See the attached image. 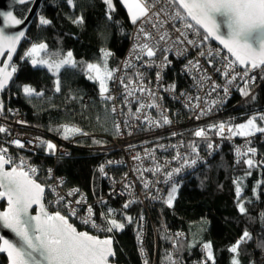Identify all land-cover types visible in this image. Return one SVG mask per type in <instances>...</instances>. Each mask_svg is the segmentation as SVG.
Masks as SVG:
<instances>
[{"label": "trees", "instance_id": "16d2710c", "mask_svg": "<svg viewBox=\"0 0 264 264\" xmlns=\"http://www.w3.org/2000/svg\"><path fill=\"white\" fill-rule=\"evenodd\" d=\"M113 2L115 11L108 19L107 6L102 0H75V8L70 7L66 0H42L13 58L11 64L16 71L9 88L2 93V99L7 106L22 113L28 125L51 135L64 138L63 125L81 130L67 138L74 139L75 143L68 156L59 155L55 159L43 149L27 155L38 165V182L46 185V166L55 163L56 173L64 178V187H78L90 200L99 199L94 212L103 227L107 225L100 218V213L114 209L111 218L125 227L112 233L98 234L100 238L111 236L113 240L115 256L110 261L114 264H143L138 254L142 228L140 208L135 205L123 209L118 200L108 196L106 182L99 171V164L107 153L106 150H94L105 145L115 134V125L110 102L100 95L97 82L88 78L87 65L100 62L104 50L111 53L107 56V67L112 70L128 45L133 25L121 1ZM30 5L15 7V14L24 18ZM81 15L84 17L83 24L72 22ZM41 16L50 20L51 24L41 25ZM185 20L191 23L188 18ZM32 43L47 45L40 56L50 62L63 59L71 51L77 66H65L59 73L50 71L46 66H33L23 56ZM57 80L59 91L56 90ZM26 85L41 95L25 94L23 89ZM249 87V96L241 95L238 90L226 107L214 116V120L234 126L264 113V84ZM257 122L261 124L259 120ZM251 148L256 149L254 155L244 156L233 163L232 145L223 142L206 164L174 184L178 186V191L172 207L165 203V195L157 207L149 208L152 223L145 229V245L151 258L157 247L155 264H173L169 260L170 241L176 231L185 234L175 243L182 264H202L206 256L203 245L207 242L212 244L215 264H232L237 254L229 249L245 230L253 238L240 245V264H264V247L258 246L264 241V226L260 223L261 213H264L263 134H255ZM249 158L257 166L249 168L244 163ZM248 172L251 175H247ZM234 180H240L243 189L240 197L248 210L247 215L238 210ZM0 206L4 208V203ZM127 217L132 218L131 222L127 221ZM163 225L169 232L162 228ZM75 227L78 231L82 230L79 226ZM0 264H8L6 253L0 252Z\"/></svg>", "mask_w": 264, "mask_h": 264}, {"label": "built area", "instance_id": "2783aa9c", "mask_svg": "<svg viewBox=\"0 0 264 264\" xmlns=\"http://www.w3.org/2000/svg\"><path fill=\"white\" fill-rule=\"evenodd\" d=\"M152 11L158 12L159 16L149 15L133 23L128 45L112 69V79L108 80V95L113 97L109 102L115 134L109 137L105 145L94 148V150H106L107 153L100 162L99 169L101 165L104 166L106 175L101 174L106 182L108 196L118 200L123 209H129L135 205L140 208L142 228L139 233L138 254L143 264L156 263L157 247L155 246V254L151 258L145 245V229L152 223L149 208L157 207L163 201L171 185L180 182L206 164L223 142L232 145V161L237 163L244 156H238L236 149L246 151V147H251L255 139V135L245 138L232 136L227 131L225 136L221 137L215 130H209L210 125L220 123L214 120V116L226 107L239 88L244 86V81L239 78L231 84L228 83V79L235 75L234 71L229 70L227 78L224 76V66L227 63L225 58L231 60L232 56L211 40L204 41L203 33L186 29L184 24L189 22L185 19H173L176 7L172 4V0H154ZM141 28L157 38L167 33V40L155 44L154 57L149 58L141 54L136 47L141 43L149 42L145 40L140 31ZM177 29L186 35L181 36ZM187 40H193L194 43L188 44ZM154 43L150 42V46ZM137 56L140 58L137 59ZM189 61H192L191 65ZM197 61H199V67H195ZM235 70L243 72L238 65L235 66ZM260 76H264V73H260ZM130 81H132L131 84ZM262 84L264 79L258 76L255 83L250 86ZM124 85L129 87L125 88ZM140 85L150 90L155 96L153 97L149 92H140L138 90ZM217 85L219 87L213 91ZM225 87L228 89L227 93L224 92ZM130 91L132 95H128ZM0 103L3 105V110L0 111V127L7 129L6 132H0V147L7 148L8 154L17 163L20 158H23L27 164L38 170L39 177L38 165L27 156L28 154L37 153L43 149L44 153L52 154L56 159L59 155L68 156L71 153V147L75 145L74 139L51 135L30 126L25 122L22 113L7 106L2 98ZM153 103L158 106L148 107ZM113 107L116 109L115 112L112 111ZM202 110L203 115L200 114ZM165 115L171 123L163 124L162 116ZM197 116L199 119L196 118ZM261 124L264 126V122ZM198 129L207 130V136L196 137L194 133ZM14 140H20L24 147L19 148L10 143ZM42 141L53 143L56 146L55 151H50L47 144ZM209 144L212 148L208 147ZM137 156L139 159H134ZM185 159L189 161L197 159V164L193 167L184 166L179 174H174L171 180L165 182L167 172L182 167ZM108 161L112 163L109 164ZM157 167L159 171L156 170ZM45 176L46 185L55 188V192H49L47 189L45 191V204L48 211L60 210L62 215H69L64 204H48V201L57 199L58 193L64 197L65 202L71 201L76 208L77 216L70 217L69 222L79 226L81 231H88L98 236L100 231L82 224L81 218L87 216L88 206H92L94 210L99 199L90 200L78 187H64V178L56 173L55 163L46 166ZM145 183L148 184L147 188L144 187ZM75 189H79V192L69 196L68 193ZM82 197L83 203L76 205L75 202ZM126 203L129 204L128 208L123 207ZM95 219L103 227L96 216ZM162 228L168 231L164 225ZM178 233L181 235L178 236ZM184 235L183 231H176L171 235V260L174 264H182L175 250V243Z\"/></svg>", "mask_w": 264, "mask_h": 264}, {"label": "snow or ice", "instance_id": "6c2138e0", "mask_svg": "<svg viewBox=\"0 0 264 264\" xmlns=\"http://www.w3.org/2000/svg\"><path fill=\"white\" fill-rule=\"evenodd\" d=\"M20 4L30 2V0H18ZM67 4L75 8V0H66ZM107 6V17L111 19L112 12L115 11V4L113 0H102ZM122 3L127 7L130 14L132 23H136L141 18H147L149 15L159 16L158 12H153L154 0H122ZM175 5L176 11L173 19L190 18L195 24L185 23L186 29H192L198 32L195 26H199L204 30L203 40L208 41L213 39L219 41L227 52L231 54L234 59L227 60L224 66V76L227 78L229 70L235 72L228 83L231 84L237 78L244 81V87L239 91L243 96L251 94L250 85L254 84L260 73H264V0H172ZM183 10V11H181ZM0 16L6 20H10L14 25H21L24 23L23 19L16 18L11 12H4L0 10ZM41 25L51 24V21L41 16L39 18ZM75 24H83L84 17L81 15L72 21ZM146 41L136 47L139 48L140 53L151 58L156 55L154 51L155 44L159 41L168 39L167 33L155 37L150 32H145L143 28L140 29ZM176 31L180 32L179 29ZM25 33L20 31L17 35H7L4 30L0 28V55L5 54L7 47V59L11 60L12 53L15 52V45L19 42ZM181 36H185L184 32H180ZM179 39V37L177 38ZM150 42H155L150 46ZM188 44H193V40H187ZM47 49L44 43L33 44L32 47L25 53V56L33 57V65L42 64L47 65L50 71L59 73L65 66L75 68L77 62L73 59V53L68 51L66 56L59 61L49 62L44 59H36L41 52ZM104 57L111 55V53L104 51ZM203 55V53H201ZM140 56H137L139 59ZM167 60V58H165ZM192 64V61H189ZM243 66V72L235 70V66ZM8 65L0 68V90H2L11 78L12 74L16 71L15 67L11 71H7ZM195 67H199V61L195 63ZM87 70L89 73L95 72V76L89 75V79L97 80L99 82V89L101 96L105 99L111 100L107 81L112 79L113 71L107 67L106 59L103 61V68L99 64H88ZM257 70H259L257 72ZM219 71V69H218ZM256 73V74H253ZM123 83V81H121ZM132 81H130V84ZM128 88L129 85H124ZM174 87V86H173ZM219 87L218 85L213 88ZM57 91H59V81L57 80ZM140 92H149L153 97L154 93L145 88L143 85L138 87ZM24 93L31 96L41 95L35 89L24 86ZM227 93V87L224 88ZM130 91L128 95H132ZM255 97H253L254 99ZM199 99V97H197ZM155 103L149 104L148 107H157ZM143 107V105L141 106ZM199 107V105H196ZM3 110V105L0 103V111ZM115 112V107L112 108ZM204 114L203 110L200 113ZM199 119V116L196 117ZM147 119V117L145 118ZM264 122V113H259L247 119L245 123L237 124L235 126L220 122L218 125H210L209 130H215L216 134L224 137L225 133H230L232 136L249 137L256 133L264 134V126L258 124L257 121ZM163 124H169L171 121L168 117L162 116ZM158 123V122H157ZM63 135L67 139L70 135L80 133L81 130L75 126L63 125ZM119 128V125H117ZM7 129L0 127V132H6ZM175 135V134H174ZM196 137H206L207 130L198 129L195 131ZM10 143L15 144L19 148L24 145L20 140H14ZM47 144L50 151H55L56 146L51 142L42 141ZM248 142L246 141V144ZM212 148V145H208ZM256 149L246 147V151H241L240 148L236 149L238 156L254 155ZM139 159V157H134ZM111 164V161H108ZM249 168L255 167L256 162L249 158L244 161ZM264 163V162H261ZM197 164V159L184 160L182 167L175 168L167 172L165 182L172 179L174 174H179L184 166L193 167ZM9 166V167H6ZM159 171V167L156 169ZM37 169L27 164L23 158L19 159L17 163L12 156L8 154V149L0 147V200L6 201V207L0 210V227L9 230L15 239L5 238L0 235V252L6 253L9 264H110V258L115 256V251L112 248L113 240L111 236L101 239L97 235H92L88 231H78L77 228L69 222L70 217L77 216L76 208L72 205L71 201L65 202L64 197L57 193L55 201H48V204L55 203L56 205L64 204L65 209L69 215H62L60 210L49 212L45 204V191L55 192V188L51 185H44L38 182ZM99 171L106 175L104 166L101 165ZM51 173V170H49ZM247 175H251L250 172ZM242 179V178H241ZM62 183V181H61ZM236 185L235 191L238 199V210L241 214H248L244 201L241 199L240 194L243 189L240 186V180H234ZM145 188L148 184L145 183ZM74 192H79L75 189L68 193L72 196ZM177 186L173 185L171 190L167 193L165 203L172 207L176 199ZM76 205L83 203L81 200L75 202ZM131 203V202H129ZM35 206V209H34ZM124 208H128L129 204L126 203ZM30 209L35 210V215L30 213ZM114 209H107V212H101L100 218L107 225L102 227L96 222L92 206L87 207V216L81 218V223L88 225L93 229L100 232L112 233L115 230H122L125 225L118 223L114 216ZM131 222V217L126 218ZM260 223L264 226V213H261ZM181 235L180 233L177 234ZM252 234L245 230L239 239L236 240L229 251L237 254L233 257L232 264H240L238 259V252L240 245L251 240ZM260 247H264V241L259 243ZM203 248L206 251V256L202 264H215L213 254V247L211 242L204 243ZM171 260V256H169ZM147 264V262H145ZM174 264V262H173Z\"/></svg>", "mask_w": 264, "mask_h": 264}, {"label": "water", "instance_id": "95a60500", "mask_svg": "<svg viewBox=\"0 0 264 264\" xmlns=\"http://www.w3.org/2000/svg\"><path fill=\"white\" fill-rule=\"evenodd\" d=\"M42 0H30V2L28 3H31L30 5V8L27 12V14L25 15L24 18H19L15 12H14V9L15 7L17 6H20V5H23V4H20L18 2V0H0V10L4 11V12H11L13 16H15L16 18H19V19H23L24 20V23L21 24V25H14L10 20H6L4 17L0 16V28H2L5 32V34L7 35H17L20 31H23L25 33V35L23 37H21V39L19 40V42L15 45V52L12 53V58L11 60H8L7 59V52H8V49L7 47L5 48V54L4 55H0V68L2 67H5V64L8 65L7 67V71H11V63L13 61V58L17 52V50L19 49V47L21 46L22 44V41L23 39L25 38L26 36V33H27V30L30 26V24L32 23L34 17L36 16L37 14V11H38V8L41 4ZM27 4V3H25ZM183 11V10H181ZM188 20L192 23V24H195L194 21H192L190 18H188ZM197 29H199L203 34H204V30L202 28H199V26H195ZM215 45H217L219 48H221L224 52L228 53L227 52V49H225L223 47V45H221L219 43V41H215L213 39H210ZM230 54V53H228ZM231 55V54H230ZM234 59V57H232ZM239 67H241L243 69V66H240L238 65ZM14 78V73L12 74L11 78L8 80L7 84L5 85V87L0 90V100L2 98V93L9 88L12 80ZM7 167V166H6ZM4 201V200H0V203ZM6 202V201H5ZM7 206V205H6ZM5 206V207H6ZM4 207V208H5ZM34 209H35V206H34ZM34 209H30V213L35 215V210ZM0 210H3L1 209L0 207ZM0 235H4L5 238H8V239H15L14 235L7 229H4L3 227H0ZM101 239H104V238H101ZM112 248H113V245H112ZM7 256V254H6ZM8 259V257H7ZM112 258H110L111 260ZM8 264H9V261H8ZM110 264H114L113 262L110 261Z\"/></svg>", "mask_w": 264, "mask_h": 264}, {"label": "rangeland", "instance_id": "374dc122", "mask_svg": "<svg viewBox=\"0 0 264 264\" xmlns=\"http://www.w3.org/2000/svg\"><path fill=\"white\" fill-rule=\"evenodd\" d=\"M121 1V3H122V0H120ZM123 4V3H122ZM124 5V4H123ZM124 7L126 8V10H127V7L124 5ZM127 12H128V10H127ZM128 16H129V19H130V21H131V18H130V14H129V12H128ZM132 22V21H131ZM33 44H40V43H32V44H30L26 49H25V51H24V53H23V56L24 57H26L29 61H30V63L33 65V63H32V59H33V57H31V56H25V53L32 47V45ZM36 59H44V60H48V59H46V58H43V57H41L40 55L38 56V57H36ZM106 59V62H107V57L105 58L104 57V52L102 53V58H101V60H100V62H93V63H91V64H99V65H101V67L103 68V61ZM49 61V60H48ZM50 62V61H49ZM11 66H13V65H11ZM33 66H46L47 67V65H42V64H37V65H33ZM90 75H93V76H95V72H92V73H90ZM94 81H96L97 82V84H98V87H99V82L97 81V80H94ZM107 85H108V81H107ZM99 92H100V89H99ZM100 95H101V93H100ZM106 95H108V93L106 94ZM247 120H245V121H243V122H241V123H245ZM241 123H237V124H241ZM237 124H235V125H237ZM259 124V123H258ZM234 125V126H235ZM261 126H263L262 124H260ZM257 134V133H256ZM173 186V185H172ZM172 186H170L169 188H168V190H167V193L171 190V188H172ZM177 191H178V186H177ZM167 193H166V198H167ZM176 194H177V192H176Z\"/></svg>", "mask_w": 264, "mask_h": 264}, {"label": "flooded vegetation", "instance_id": "af4514ba", "mask_svg": "<svg viewBox=\"0 0 264 264\" xmlns=\"http://www.w3.org/2000/svg\"><path fill=\"white\" fill-rule=\"evenodd\" d=\"M1 203H4V207L6 206V202L5 201H2ZM1 203H0V205H1ZM1 209H4V208H1Z\"/></svg>", "mask_w": 264, "mask_h": 264}]
</instances>
